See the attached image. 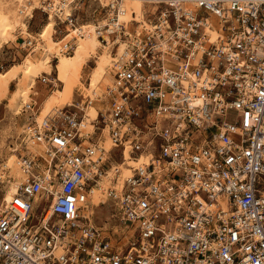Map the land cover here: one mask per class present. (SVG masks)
<instances>
[{
    "label": "built area",
    "instance_id": "1",
    "mask_svg": "<svg viewBox=\"0 0 264 264\" xmlns=\"http://www.w3.org/2000/svg\"><path fill=\"white\" fill-rule=\"evenodd\" d=\"M38 1L84 32L88 0ZM93 2L109 82L39 122L22 105L25 178L9 200L0 191V264H264V0H143L128 21L122 0ZM149 145L119 186L107 176L97 224L91 190L124 149Z\"/></svg>",
    "mask_w": 264,
    "mask_h": 264
},
{
    "label": "rangeland",
    "instance_id": "2",
    "mask_svg": "<svg viewBox=\"0 0 264 264\" xmlns=\"http://www.w3.org/2000/svg\"><path fill=\"white\" fill-rule=\"evenodd\" d=\"M88 1L90 6H93L96 3L93 2L95 0L93 1L88 0ZM90 6L88 10L86 8V12L84 14L80 15V19H83V21H85L83 22L82 26L85 28L87 32L90 30L91 25H93V23L90 20H88L90 19L89 16ZM142 15L140 19L142 18ZM25 25H26L25 30L24 29L22 30L20 27H17L15 31V38L13 40L5 41L3 38L0 37V168L7 161V157H9L12 153H15L18 156L16 151H12V150L17 148L19 142L18 134H20L23 131L24 129L23 127L25 126L24 123L27 113L21 111V105L24 102V100L27 101V99L30 98L32 94V97L40 102L42 101L43 97L48 94V96L41 102L40 106L39 104L37 105L39 106L37 112L38 115H40L38 118L39 120L40 118L44 117L46 109L51 105L53 100L58 95L59 91L65 88V84L61 82V78L63 77L62 70L64 65H69V67L76 72L78 77L76 78L75 81H77L79 77L82 75L80 82L83 85L77 83L74 86L75 81H73L70 88V94L67 100L64 101L62 105L57 107H61L65 105L66 104L65 102L69 103L72 100L77 99V89L79 88H81L84 92H88V93L92 92L93 89L91 88V83L93 81V78L98 74L101 68V64L104 61L103 58L104 49L103 50L99 49L101 44L93 43L89 39V37L86 41V46L83 48V50H81L80 47L77 46L72 40L71 43L73 44V47L71 52H65L64 48L67 47V44L65 46V42L60 43V41L66 34L71 32V30L66 23L58 21L56 15L53 16L49 14L46 15L38 9H33L32 13L25 19ZM40 35H43L45 38ZM28 41H33V42L31 45H28L27 44ZM51 44L55 45L58 48L59 52L57 54L49 53L47 55H44L45 53L43 50L44 47ZM37 46H39V48L33 50L34 47ZM27 53H31L28 63L27 64L25 63L24 65L27 69H30L26 82L28 89L26 94L22 97L21 101L18 103V105L14 109H12L8 102L10 98L9 96H11L10 94H12L13 91L19 85V80H18L20 79L19 71L23 65L22 61H24ZM52 56H56L57 59ZM63 56L64 58L63 60H61ZM37 59L41 60V62L39 63V67H36L34 69L31 68L30 65L31 61L33 60L37 61ZM47 59H49L48 64L45 65V67H43ZM88 60L89 62L92 61L93 64L91 65V63H89L88 65H91L90 68L83 69L84 65L88 62ZM80 66L82 70L80 69ZM41 68L45 69V71H42ZM54 70L56 72V75ZM37 74H38L37 79H35L36 84L33 88L34 91H36L37 93L34 94V92L33 93L31 92H32V86L35 82L34 78ZM47 74L48 75L50 74L51 76L55 77V79L58 81L56 87L50 89L47 84L42 83L39 80V77L41 75H47ZM102 83H103L102 87H100L99 90L97 88L96 89L97 91L103 90L106 84L108 83V81L107 83L106 82H102ZM87 112L90 118L95 116L93 106L88 107ZM101 142H102L101 144L104 146V149H107L108 151L111 150L112 144L107 137ZM123 152H124L123 158L119 160L116 164L115 163L112 164L114 165L121 164L122 167L128 170V172L130 171L128 169L130 164L137 165L142 159L149 157L148 155L146 156L144 154H140L138 157L133 159V158H129V152L127 151V149H124ZM9 175H10L9 172L7 171L6 179L10 178ZM121 176L122 174L120 173L118 179H120ZM5 183L6 180L4 181L3 186H5ZM106 199L102 201H105ZM100 202L101 201H99L98 205L100 204ZM94 213H96L99 216L97 218V224H101L102 219L107 218L109 214L107 204L104 205L101 204L99 207L95 208Z\"/></svg>",
    "mask_w": 264,
    "mask_h": 264
},
{
    "label": "bare ground",
    "instance_id": "3",
    "mask_svg": "<svg viewBox=\"0 0 264 264\" xmlns=\"http://www.w3.org/2000/svg\"><path fill=\"white\" fill-rule=\"evenodd\" d=\"M100 1L102 3L106 2V0H100ZM38 3H39L38 0H0V24H1L0 25V37L3 38L5 41H10V40H13L15 38V31H16L17 27H20L22 30L23 29L25 30V28H26L25 19L32 13L33 9H37ZM144 8L145 7H144L143 0H122L121 11L119 14V20L128 21L131 17L133 19L139 20L142 13H143ZM132 12H135V14L132 15ZM67 13H68V8L65 9L64 12H61V13H55L54 11L49 12V15H51V16L56 15V18L58 21L66 23L70 27L71 32L66 34L61 39L60 43L65 42V46H66V44L68 42H71L73 40L74 43L80 47L81 50H83V48L86 46V41H87L88 37L93 43H100L98 40L99 38L97 37V34L93 31V25H91L90 30L88 32L85 30V28L83 26H82V28H84V32L81 29H78V27H77V29H75V28L71 27V25L65 20L64 17H66ZM208 32L210 33V35L213 39L216 37V32L214 30H211ZM40 36H43V35H40ZM37 44H39V43H37ZM121 47H122V45H120V48ZM38 48H39V46L34 47L33 50L38 49ZM107 49H108L107 46L104 47V50H103L104 61L101 64V68H100L98 74L93 78V81L91 83V88L93 90H96L97 88L99 90V88L102 87V84H103L102 82H106V83H107V81L109 82L110 78L108 76L106 66L109 63V61L111 60V58H113V57L110 56L111 54L109 55ZM43 50L45 52L44 55H47L49 53L57 54L59 52L58 48L52 44L44 47ZM63 58H64V56L61 58V60H63ZM40 62H41V60H39V59H37V61H34V60L31 61V64H30L31 68L34 69L36 67H39ZM29 70L30 69H27L23 63V65L19 71V74H20V76H19L20 79H18L19 85L17 86V84H16L17 88L13 91L12 94H10L11 96H9L10 98H9L8 102H9V105L12 109H14L18 105V103L21 101L22 97L27 92L28 87L26 85V82H27V77L29 75ZM62 72H63V77L61 78V82L63 84H65V88L63 90L59 91L58 95L53 100L51 105L46 109L44 116H46L53 109L57 108V106L62 105L63 102L67 100V98L70 94L71 84L78 77L76 72L72 68H70L69 65H64ZM104 85H105V83H104ZM24 103H30V101L27 100ZM65 103H67V102H65ZM21 109H22V107H21ZM94 113L96 115L95 109H94ZM43 118L44 117L40 118L38 120V122L41 121ZM36 119H37V117H36ZM17 147H21L20 141L18 142ZM15 150H16V148L13 149L12 151H15ZM32 151L38 152V149H36L35 147H32ZM106 151H108V150L105 149V152ZM140 154H144L146 156L148 155L149 157H151L154 155V151H153V148L151 147V145H149V147L147 149H145ZM140 154H138V156ZM138 156H136V157H138ZM136 157H132L129 154V158L135 159ZM148 158L142 159L137 165L130 164L128 167V169L130 170L129 172L124 167H122L121 164H118V165L112 164L107 169L106 173L101 175L102 180L100 181V188L94 187L91 190L90 197L88 196L89 202L86 204V207L88 210V212H86V210H85L86 214L94 213V209L99 207L102 204V203H100L98 205L99 201H102V200L107 198L106 194L104 192V188L108 186V182L106 180L108 175L109 176H115L117 178L116 183H118V186H119L120 183L122 182L123 178L132 173L133 167L138 166L142 162H144V163L147 162ZM7 171L10 174L9 179H6L7 178L6 177ZM0 172L3 175L2 185L0 187V191L3 192V198L2 199L7 201L11 198L12 194L16 191L18 185L25 178V170L22 166L20 157L17 156L15 153H12L9 157H7V161L0 168ZM120 173L122 174V176L120 177V179H118ZM5 180H6V183H5V186H3V183ZM2 186H3V188H2ZM104 204H107V202L105 201ZM107 207H108V205H107ZM108 216H109V214H108ZM108 216H107V218H108ZM104 224H106V222H104Z\"/></svg>",
    "mask_w": 264,
    "mask_h": 264
},
{
    "label": "crops",
    "instance_id": "4",
    "mask_svg": "<svg viewBox=\"0 0 264 264\" xmlns=\"http://www.w3.org/2000/svg\"><path fill=\"white\" fill-rule=\"evenodd\" d=\"M99 49H100V50H103L104 47L100 46ZM98 51H99V50H98ZM107 51H108V53H109V55H110L111 53L109 52L108 49H107ZM40 53H41V52H40ZM30 54H31V53H27V55H26L24 61H22V62L24 63V65H25V63H26V64L28 63V61H29V59H30ZM40 55H41V54H40ZM110 56L113 57L112 55H110ZM52 57H55V58H56V56H52ZM49 59H50V58H49ZM49 59H47V60L45 61V64H44L43 67H45V65L48 64ZM56 59H57V58H56ZM89 60H90V59H89ZM89 60H88V62H89ZM88 62H87V63H88ZM87 63H86V64H87ZM86 64H85V65H86ZM85 65H84L83 69L86 68ZM41 69H42V71H45V69H43V68H41ZM80 69H81V66H80ZM81 70H82V69H81ZM54 72H55V70H54ZM55 75H56V72H55ZM37 76H38V74L35 76L34 80L37 79ZM81 77H82V75L79 77V79H78L77 81L74 82V86H75L77 83H80V84H81V82H80ZM35 84H36V80H35V82H34V84H33V86H32V92H31V93L34 92V94L37 93V92L34 91V89H33L34 86H35ZM81 85H83V84H81ZM47 96H48V94L45 95V96L43 97L42 101H43ZM23 100H24V99H23ZM23 100H22V101H23ZM27 100L30 101V102H33V103L35 104L34 111H35V114H36L35 116L37 117V120H38V118H39L40 115H38L37 112H38L39 106H40V104H41L42 101L39 102L37 99L33 98V97H32V94H31V97L28 98ZM24 102H25V100H24ZM24 102H23V103H24ZM23 103H22V104H23ZM38 104H39V106H37ZM21 107H22V105H21ZM93 107H94V106H93ZM94 109H95V107H94ZM25 115H26V114H25ZM23 125H24V124H23ZM23 125H22V126H23ZM19 133H20V132H19ZM18 136H19V134H18Z\"/></svg>",
    "mask_w": 264,
    "mask_h": 264
}]
</instances>
